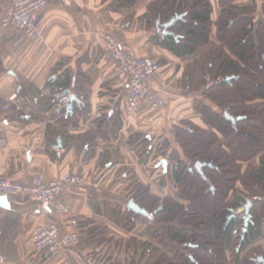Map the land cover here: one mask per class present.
Returning <instances> with one entry per match:
<instances>
[{
    "label": "crops",
    "instance_id": "crops-1",
    "mask_svg": "<svg viewBox=\"0 0 264 264\" xmlns=\"http://www.w3.org/2000/svg\"><path fill=\"white\" fill-rule=\"evenodd\" d=\"M156 1L140 0L131 8L117 9L116 0H48L39 15V38L0 28V102H7L13 93L25 100V113L0 112V139L5 141L0 146V176L23 183L40 172L49 179L66 173L83 179L62 196L70 209L67 216L51 212L43 217L40 205L27 196L8 197L9 209L0 204L1 250L12 264H143L149 245L160 248L149 232L151 220L136 218L133 230L121 224L132 197L127 193L131 182L118 173L129 172L161 197L162 179L168 175L160 166L161 158L149 168V157L147 166L143 147L165 135L169 117L203 123L181 81L186 68L209 46L185 57L164 49L157 20L150 27L146 16ZM210 2L215 23L221 14L220 0ZM11 3L0 0V21ZM215 31L214 25L210 44L220 43ZM106 35L130 54L160 60L162 68L151 84L165 100L170 95V106L142 108L129 116L128 86L105 58ZM66 75L69 84L63 91L71 90L82 105L74 104L70 115L62 111L66 120H57V96L44 92L61 85ZM163 113L169 116L162 117ZM152 149L150 145L148 151ZM170 186L176 189L173 182ZM52 224L62 236L77 234L79 243L58 254L36 253L32 234Z\"/></svg>",
    "mask_w": 264,
    "mask_h": 264
},
{
    "label": "trees",
    "instance_id": "trees-1",
    "mask_svg": "<svg viewBox=\"0 0 264 264\" xmlns=\"http://www.w3.org/2000/svg\"><path fill=\"white\" fill-rule=\"evenodd\" d=\"M138 1L116 0L115 7L131 8ZM240 1L220 0L221 14L215 23L210 0H157L148 9L150 27L152 20L166 23L186 14L171 30L182 38H163L159 44L164 49L185 57L209 46L196 63L186 68L182 81L186 80L191 90L205 85L204 99L197 103L203 105L202 119L211 129L189 120L175 126V137L192 161L179 156L166 159L167 175L178 189L179 199L176 195L162 200L148 185L136 180L131 200L152 215L147 218L154 223L149 232L160 244V248L149 245L143 264H228L226 252L233 264H258L264 258V247H257L264 235V0L238 5ZM214 25L219 44H210ZM233 76L238 78L224 81ZM68 79L66 75L61 85L52 86L55 103L68 86ZM206 98L222 108L223 114L205 104ZM63 112H56L55 118L66 120ZM225 112L240 119L235 126L225 118ZM221 135L226 144L215 148ZM197 161L213 165L204 169L206 179L190 172ZM180 197L189 201L188 207L180 204ZM247 199L253 206L242 242L243 215L231 221L229 218L232 210L242 208ZM141 217L127 211L121 224L133 230L135 219ZM162 244L173 249L175 256L163 253Z\"/></svg>",
    "mask_w": 264,
    "mask_h": 264
},
{
    "label": "built area",
    "instance_id": "built-area-1",
    "mask_svg": "<svg viewBox=\"0 0 264 264\" xmlns=\"http://www.w3.org/2000/svg\"><path fill=\"white\" fill-rule=\"evenodd\" d=\"M47 6L48 0H12L11 6L0 21V28L1 30L16 29L28 38L37 39L42 35L39 15ZM104 39L105 58L114 63L117 76L128 86L129 116L135 115L142 108L155 111L165 107V98L151 84V79L162 68L160 60L126 52L122 44L113 36L106 35ZM66 92L67 95L63 96ZM44 94L49 96L52 90L47 89ZM71 94H73L71 90H64L61 93L55 103V111L66 110ZM80 98L83 99L82 96ZM24 104L25 100L18 93H13L7 102H0V112L25 113ZM51 122L55 124L56 120L52 118ZM4 144L5 141L0 139V146ZM82 182L80 176L72 173L49 179L45 173L40 172L25 183L0 176V197L27 196L40 205L41 216L47 217L51 212L67 216L70 214V209L62 201V196ZM237 233L238 230H235L234 235ZM2 237L3 231L0 228V264H12L1 250ZM30 243L36 253L53 255L62 252L68 246L78 244L79 237L77 234L62 236L59 227L52 224L37 229L32 234Z\"/></svg>",
    "mask_w": 264,
    "mask_h": 264
},
{
    "label": "rangeland",
    "instance_id": "rangeland-1",
    "mask_svg": "<svg viewBox=\"0 0 264 264\" xmlns=\"http://www.w3.org/2000/svg\"><path fill=\"white\" fill-rule=\"evenodd\" d=\"M243 2H244V4H247V3L251 4L252 0H242V1H240L238 3V5L242 4ZM259 2H260V0H259ZM256 11H257V13L260 14V10H256ZM152 21H153V24H154L155 20H152ZM254 22L256 23L257 19H255ZM215 32H216V36H217V28H216ZM212 34H213V29H212V33L210 35V38H211ZM206 47H203V48H206ZM208 49H209V47H208ZM187 85H188V82L186 80L181 82V88L183 90H185V91L187 89H189V88H187ZM199 86L196 87L193 90L189 89V91L191 93L190 94L191 100H193L192 101V107H193V110H194V114H195V116L197 115L202 120L201 122H203L202 113H204V107H203L202 104H198L197 102L199 100H203L204 99L205 95L203 94V90L205 88V85H199ZM170 98H171L170 95L166 97V100H167L166 104L168 106L171 105L170 104V101H171ZM209 100L210 99L206 98V100H204L205 104L211 105V107L214 110H216L219 113L223 114L224 110L222 108H220L218 105L212 103L213 102L212 100H211L212 102L209 101ZM164 112H166V109H165ZM166 116H169V114H167ZM166 116H165V113L162 114V117H166ZM189 121H191V120H189ZM181 122L182 121L181 120L179 121V119H177V120L171 119L170 120V117H169V124L165 126V128L167 130L164 129L165 135H163L162 137L160 136V138H158V140L156 142L149 143L148 145L143 147V155L144 156H143L142 159H143V161L145 163H147V166H148L149 157H152V160L151 159L149 160L150 161V167L149 168L152 167L151 163H154V161H157L160 158L162 160H166L167 158H169V156L170 157L171 156L172 157H178L179 156L180 158H182V159H184V160H186V161H188L190 163L192 162L190 159L186 158L185 150L183 149L181 144H179V142L177 141V139L175 137V133H176V131L174 130L175 126L181 124ZM201 122H200V124H201ZM173 123H174V125H172ZM203 123L201 125H199V126H201L203 129H206V130L211 129L208 126H205V124H203ZM219 144L220 145L221 144H223V145L226 144V139L222 135L220 136V140L216 143L215 148ZM150 145L153 146L154 150L152 149L151 151H148ZM149 152L154 154V156H150ZM260 157H261V155L256 157V159L254 161L256 164L259 163ZM172 163H174L173 160H172ZM149 168H147V169H149ZM118 174H121L120 177L123 176V177H125V180L131 182V184L129 183L130 187H129V190H127V193L131 197H133L134 194L136 193V185H135L136 183L135 182H136L137 179L135 177H132L129 172H126V171H123V170H120ZM170 182H172V180L170 179V176H168V178L163 177V179H162V194H161L162 200L164 198L174 197L176 195H177L176 196L177 198L179 197L178 196V194H179L178 189L174 190V187L170 186ZM180 198H182V197H180ZM180 204L182 206L188 207L189 201L182 198V199H180ZM238 218H240V216H238ZM192 226L194 228L195 222L192 223ZM196 226H197V222H196ZM258 242H259L258 243L259 245L257 247H264V235H263L262 239H260ZM161 250H162L163 253H167L170 257H173V255L175 256V253L173 252V249H171L170 247L167 248L164 244L161 245ZM226 257L228 259V264H233L232 263V256L230 255V253L226 252Z\"/></svg>",
    "mask_w": 264,
    "mask_h": 264
},
{
    "label": "water",
    "instance_id": "water-1",
    "mask_svg": "<svg viewBox=\"0 0 264 264\" xmlns=\"http://www.w3.org/2000/svg\"><path fill=\"white\" fill-rule=\"evenodd\" d=\"M185 17H186V14L178 15L166 23H163L161 21V19H158L157 23H156V29H157L158 34L164 38L171 37V38H174L176 41H179L180 36H176L171 30L179 21H183ZM237 78L238 77H235V76L227 77L224 79V81L225 82H231L233 79H237ZM65 95H67V92L63 94V96H65ZM74 104L82 105V102L78 96H76L75 94H71L70 95V101L66 105V111H67L68 115L72 114ZM224 116L228 121L232 122V124L234 126L237 124V121L240 120L239 118H235V117L231 116L228 112H225ZM61 147L62 146L59 143L58 148L61 149ZM160 166L163 168L165 173L168 172V161L167 160H162ZM205 168H214V167L211 163H205V162L197 161L194 164V167L190 168V172L194 173V171H195L196 173L201 175L204 179H206V176L204 174ZM0 204L3 205L6 209H9V198L6 196L0 197ZM252 206H253L252 201L247 199L246 204L242 208H239L235 211L232 210L233 214L229 218V221H231L232 219H235L238 216L243 215L244 220H245V227H244L243 232H242V242L245 240L246 234L248 232V226H249V222H250V218H251L250 212H251ZM127 208L129 211L135 213L136 215H139V216H142L145 218H152V215L149 212H147L145 209L141 208L134 200H130ZM258 264H264V258H260L258 260Z\"/></svg>",
    "mask_w": 264,
    "mask_h": 264
}]
</instances>
